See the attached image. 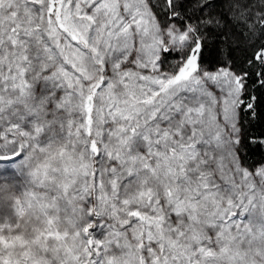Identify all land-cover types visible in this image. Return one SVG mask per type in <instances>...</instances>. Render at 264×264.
Instances as JSON below:
<instances>
[{
  "label": "snow or ice",
  "instance_id": "obj_1",
  "mask_svg": "<svg viewBox=\"0 0 264 264\" xmlns=\"http://www.w3.org/2000/svg\"><path fill=\"white\" fill-rule=\"evenodd\" d=\"M215 7L0 0V264H264V0Z\"/></svg>",
  "mask_w": 264,
  "mask_h": 264
},
{
  "label": "trees",
  "instance_id": "obj_2",
  "mask_svg": "<svg viewBox=\"0 0 264 264\" xmlns=\"http://www.w3.org/2000/svg\"><path fill=\"white\" fill-rule=\"evenodd\" d=\"M254 2L259 3L260 0H254ZM229 3L230 0H215L216 7L213 9L214 14H219L220 12L227 13ZM256 10L258 11V9ZM244 32L248 39L244 36L237 38L236 35H233L230 40L231 47H228V45H220L219 51L213 53V56L217 59L220 57L229 58L237 72L249 69L248 61L251 59V54L254 51V49L249 46V41L255 38L252 37V33L247 29H244ZM262 42H264V40L258 39L256 40V45L258 46ZM251 71H259V66L253 67ZM253 94L257 96L258 101H264V89L256 87ZM262 113H264V103H260L255 118L249 117L245 120V127L242 129L244 141L241 151L247 165L256 166L258 165V161L264 160V148H259L255 144H250L253 138H259L260 133L264 132V115H262Z\"/></svg>",
  "mask_w": 264,
  "mask_h": 264
},
{
  "label": "rangeland",
  "instance_id": "obj_3",
  "mask_svg": "<svg viewBox=\"0 0 264 264\" xmlns=\"http://www.w3.org/2000/svg\"><path fill=\"white\" fill-rule=\"evenodd\" d=\"M255 167H259V164ZM11 211L10 201L7 199V195L4 194V198H0V215L7 216Z\"/></svg>",
  "mask_w": 264,
  "mask_h": 264
}]
</instances>
